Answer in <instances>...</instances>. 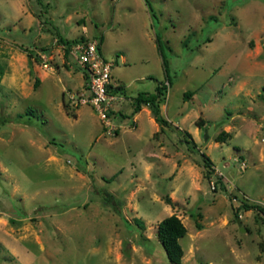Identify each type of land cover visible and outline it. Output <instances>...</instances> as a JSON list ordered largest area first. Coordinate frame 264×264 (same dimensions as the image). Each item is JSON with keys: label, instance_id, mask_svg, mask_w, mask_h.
I'll list each match as a JSON object with an SVG mask.
<instances>
[{"label": "rangeland", "instance_id": "rangeland-1", "mask_svg": "<svg viewBox=\"0 0 264 264\" xmlns=\"http://www.w3.org/2000/svg\"><path fill=\"white\" fill-rule=\"evenodd\" d=\"M150 3L0 0V264H171L173 214L181 264H264V215L242 207L264 206V0ZM61 37L103 39L124 86L111 126L72 102ZM164 83L161 131L132 112Z\"/></svg>", "mask_w": 264, "mask_h": 264}, {"label": "built area", "instance_id": "built-area-1", "mask_svg": "<svg viewBox=\"0 0 264 264\" xmlns=\"http://www.w3.org/2000/svg\"><path fill=\"white\" fill-rule=\"evenodd\" d=\"M60 48L64 56H66V49L69 50V57L84 75V91L72 94L70 96L72 102L76 105H91L101 121L106 126H111L116 104L124 99V95L122 92L113 90L119 87L113 82L114 63L105 57L99 39H83L70 46L61 42ZM49 63L46 61L45 67H48Z\"/></svg>", "mask_w": 264, "mask_h": 264}, {"label": "trees", "instance_id": "trees-1", "mask_svg": "<svg viewBox=\"0 0 264 264\" xmlns=\"http://www.w3.org/2000/svg\"><path fill=\"white\" fill-rule=\"evenodd\" d=\"M146 4L152 11V5L150 3V0H145ZM83 40V38H76L72 40L65 39L63 37L60 38V41L67 44L68 46L72 45L73 43ZM100 43L102 44L103 39H99ZM158 44L160 46V43L158 41ZM47 50V49H44ZM66 57H69V50L66 49L65 52ZM164 63H166L164 59ZM168 83H171L170 79H168ZM111 88V87H110ZM168 86L166 83L160 84L156 87V92L155 93H148V92H139L137 96L134 97L133 99V115L137 114L138 112L141 111L143 106H148L152 112V115L155 119V121L160 125L161 131L164 129L165 126H168L170 121L166 119L161 112V104L163 100L165 99L166 91H167ZM114 91L122 92L124 93V87L119 86L116 89H113ZM192 91H186L185 92V98H190L192 95ZM34 110L29 109L25 113L28 116H34ZM115 113V112H113ZM25 114H20V116H23ZM206 120L204 118H199L197 121L198 126H205ZM186 134L192 139L191 134L189 132H186ZM208 137V135H206ZM188 143L191 142V140H187ZM204 157V163L206 167V176L207 178H211L212 174L214 173V167L213 163L210 160L209 156L203 154ZM112 197V196H111ZM109 199V202H112L113 198ZM167 201L170 204H173L172 200L170 197H167ZM242 207L246 210H250L253 208L258 209L261 211L264 215V206L257 204V203H247V202H242ZM140 224H142V221L138 220ZM200 227L201 225L198 224ZM187 233V227L185 224L182 222V220L176 215H170L162 219L158 225V238L163 245L167 257L170 261L171 264H181L182 262V257L184 255V250L183 246L180 242V239L184 237Z\"/></svg>", "mask_w": 264, "mask_h": 264}, {"label": "crops", "instance_id": "crops-1", "mask_svg": "<svg viewBox=\"0 0 264 264\" xmlns=\"http://www.w3.org/2000/svg\"><path fill=\"white\" fill-rule=\"evenodd\" d=\"M116 84H118L119 86H123L122 84H119V83H117L116 82ZM124 87V86H123ZM123 95H124V93H123ZM146 106H143V108H145ZM148 107V106H147ZM143 108L141 109V111L143 110ZM118 111H119V108H116ZM149 112V111H148ZM152 113V112H151ZM136 116V115H135ZM152 120L154 121V119L152 118Z\"/></svg>", "mask_w": 264, "mask_h": 264}, {"label": "water", "instance_id": "water-1", "mask_svg": "<svg viewBox=\"0 0 264 264\" xmlns=\"http://www.w3.org/2000/svg\"><path fill=\"white\" fill-rule=\"evenodd\" d=\"M238 222H239V224H241V218L239 217V219H238Z\"/></svg>", "mask_w": 264, "mask_h": 264}]
</instances>
